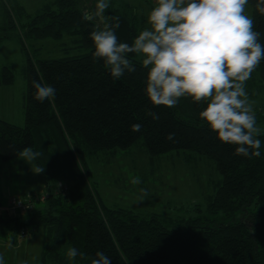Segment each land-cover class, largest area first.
<instances>
[{"label":"trees","instance_id":"trees-1","mask_svg":"<svg viewBox=\"0 0 264 264\" xmlns=\"http://www.w3.org/2000/svg\"><path fill=\"white\" fill-rule=\"evenodd\" d=\"M129 1L108 0L106 16L120 18L118 39L131 44L144 29L145 16ZM95 3L46 1L24 22L4 10L0 44L14 38L25 53L27 39L59 41L70 36L76 37L74 43L82 52L27 58L24 123L0 118V159H19L25 147L41 152L34 163L44 167L40 176L46 186L42 207L33 206L26 216L0 212V239L14 244L22 230L26 235L37 232L41 239L36 264H73L66 257L69 246L89 257L103 251L111 264H264V131L257 135L262 142L260 157L234 155L235 146L222 143L201 120L202 103L189 96L180 97L174 108L150 102L144 91L148 69L137 54H129L136 71L114 81L103 60H93L94 22L83 19V12ZM145 4L152 10L157 0ZM248 4L255 30L264 33V15L256 10V0ZM255 69L264 82V59ZM11 71L0 66V84L13 81ZM32 80L53 86L55 99L36 101ZM148 110L159 120L147 116ZM255 118L257 122V113ZM137 123L142 125L140 131H132L130 126ZM169 133H175L172 140L166 139ZM135 144L150 156L184 151L211 159L221 181L204 211L199 207L193 217L166 223L154 214L104 207L89 182L87 159ZM61 175L69 182L55 189L51 184ZM28 199L33 201L31 195ZM77 264L90 261L77 257Z\"/></svg>","mask_w":264,"mask_h":264},{"label":"clouds","instance_id":"clouds-1","mask_svg":"<svg viewBox=\"0 0 264 264\" xmlns=\"http://www.w3.org/2000/svg\"><path fill=\"white\" fill-rule=\"evenodd\" d=\"M249 0H157L144 28L131 42H120L116 30L118 16H106L108 0H96L92 10L83 12L85 21L94 22L90 39L93 60H103L113 80L136 67L129 54L142 57L148 69L145 95L154 106L174 108L180 97L189 96L204 105L200 118L222 143L234 145V155L260 157L262 142L257 138L255 113L244 88L255 67L264 59V33L255 30L254 18L244 14ZM255 8L264 15V0ZM33 98L43 103L55 99L56 89L32 80ZM146 115L159 120L148 110ZM132 131L142 125L132 124ZM175 133L166 139L172 140ZM41 152L25 147L18 156L29 165ZM35 174L44 167L32 165ZM140 183V178L132 180ZM147 195V193H145ZM24 238V237H20ZM66 257L77 264V257L90 264H111V257L96 251L94 257L69 246ZM0 264H5L0 255Z\"/></svg>","mask_w":264,"mask_h":264},{"label":"rangeland","instance_id":"rangeland-1","mask_svg":"<svg viewBox=\"0 0 264 264\" xmlns=\"http://www.w3.org/2000/svg\"><path fill=\"white\" fill-rule=\"evenodd\" d=\"M46 1L50 0H0V22L4 19L6 8L24 22L35 15ZM129 2L140 11V15L145 16L144 28L148 27L147 18L151 10L147 9V0L145 3L142 0ZM20 9H23L21 15ZM244 14L252 18L249 4L245 5ZM13 37L16 36L10 38ZM75 38L64 36L59 41L51 38L27 39L25 53L18 40H3L0 44V66L12 70L13 81L6 85L0 84V118L17 125L24 123V65L27 58L39 60L78 55L82 51L76 47ZM138 57L142 60L141 56ZM244 88L253 111L259 117L256 127L264 131V82L257 78L256 69L244 82ZM32 165H35L34 161ZM32 165L21 158L10 161L0 159V212L9 198L23 197V194L27 198L32 196L34 208L44 205L46 186L40 174L31 170ZM87 165L89 182L94 185L104 207L124 209L140 216L154 214L166 223L193 217L198 214L199 207L203 212L206 202L214 193L215 185L221 181L212 160L198 153L171 151L150 156L140 144L128 149H116L115 154L89 158ZM136 177L140 178V183L133 184L132 180ZM67 179L66 175H61L51 186L60 189L69 182ZM30 211L20 213L26 216ZM24 236L14 244L6 238L0 239V255H3L5 264L37 263L41 237L37 232L25 233Z\"/></svg>","mask_w":264,"mask_h":264},{"label":"built area","instance_id":"built-area-1","mask_svg":"<svg viewBox=\"0 0 264 264\" xmlns=\"http://www.w3.org/2000/svg\"><path fill=\"white\" fill-rule=\"evenodd\" d=\"M2 210H7L10 213L14 214L17 212H24L29 211L33 208V203L28 198H21V197H11L6 201V205L2 206ZM26 231L22 230L20 232V237H25Z\"/></svg>","mask_w":264,"mask_h":264},{"label":"bare ground","instance_id":"bare-ground-1","mask_svg":"<svg viewBox=\"0 0 264 264\" xmlns=\"http://www.w3.org/2000/svg\"><path fill=\"white\" fill-rule=\"evenodd\" d=\"M21 198H23V197H21Z\"/></svg>","mask_w":264,"mask_h":264}]
</instances>
